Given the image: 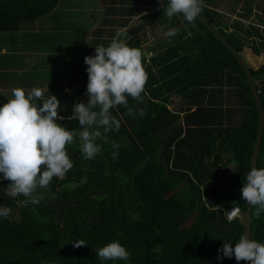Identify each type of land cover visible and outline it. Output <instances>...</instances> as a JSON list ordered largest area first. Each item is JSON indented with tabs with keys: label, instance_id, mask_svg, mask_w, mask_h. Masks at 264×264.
Segmentation results:
<instances>
[{
	"label": "trees",
	"instance_id": "16d2710c",
	"mask_svg": "<svg viewBox=\"0 0 264 264\" xmlns=\"http://www.w3.org/2000/svg\"><path fill=\"white\" fill-rule=\"evenodd\" d=\"M251 1L203 0L201 14L242 55L250 46L262 56L259 67H249L264 107V24L251 22ZM110 2L103 25L115 24V30L90 32L93 23L89 28L80 24L93 13L72 14L74 21L65 20L68 16L60 9L68 0H0V35H16L47 17L54 23L51 31L29 34L19 46L15 36L8 52L0 54V96L6 99L0 106L12 98V91L4 97L3 88L38 87L46 98L57 96L59 115L64 117L57 122L69 130L80 127L78 120L68 117L76 103L88 101L84 58L95 55L97 45L107 47L118 30L127 29L128 45L143 52L151 26L173 27L178 33L161 41V51L152 48L151 57L143 53L148 73L143 100L128 97L135 118L122 105L111 109L121 126L106 134L109 143L94 159L83 157L79 141L68 145L74 167L64 178L54 177L48 188L38 189L45 193L39 204L19 206L7 196L10 181L0 174V207L12 210L8 218L0 217V264H233L234 256L218 260L217 250L229 239L234 247L245 233L242 217L247 204L241 188L251 170L259 129L246 74L197 18L192 24L183 16L178 22L169 20L158 0ZM240 3H245L241 10ZM222 7L240 20L228 26L222 21ZM136 16L143 21L133 26ZM75 28L82 34L76 35ZM16 48L25 54H11ZM59 51L66 52L57 59L65 73L52 74L36 63ZM34 64L38 68L31 67ZM176 95L185 101L180 110L171 108ZM111 142L119 144L115 160L112 152L117 149ZM230 163L232 168H227ZM259 167H264V136ZM234 207L242 216L229 222L226 210ZM252 217L251 239L264 243V213L257 216L253 208ZM114 240L130 253L127 261H101L96 255ZM78 241L87 245L74 247Z\"/></svg>",
	"mask_w": 264,
	"mask_h": 264
},
{
	"label": "clouds",
	"instance_id": "9594fccd",
	"mask_svg": "<svg viewBox=\"0 0 264 264\" xmlns=\"http://www.w3.org/2000/svg\"><path fill=\"white\" fill-rule=\"evenodd\" d=\"M158 3L164 7L169 20L182 15L192 24L202 12L203 0H167L166 6L164 0H158ZM177 34L175 28L165 33L168 37ZM127 36V32L118 30L107 47L97 45L95 55L84 58L88 66L85 93L88 101L76 103L68 117L78 120V130H69L57 122L64 119L59 115L60 101L53 94L46 98L38 87L31 90L13 88L12 98L0 106V174L4 180L10 181L7 196L15 199L19 206L39 204L45 193L38 189L48 188L54 177L64 178L74 167L67 152L68 145L79 141L81 154L89 160L102 152L103 144L109 143L106 134L119 130L121 126L111 109L122 105L128 109L127 114L135 118L133 109L128 107V97L142 102L148 73L143 64L142 50L130 47L126 42ZM139 115L142 117L143 111ZM111 146L117 149L112 152L115 160L119 144L111 142ZM241 193L243 201L255 208V215L264 213V167L251 168ZM11 211L7 206L0 207V217L8 218ZM241 216L238 207L226 210L229 222ZM73 245L79 248L87 244L78 241ZM217 251L218 260L234 256L237 262L264 264V243L249 238L246 233L240 235L234 247L229 239ZM96 255L101 261H127L130 253L114 240L100 247Z\"/></svg>",
	"mask_w": 264,
	"mask_h": 264
},
{
	"label": "rangeland",
	"instance_id": "374dc122",
	"mask_svg": "<svg viewBox=\"0 0 264 264\" xmlns=\"http://www.w3.org/2000/svg\"><path fill=\"white\" fill-rule=\"evenodd\" d=\"M70 3L68 4V6L63 7L62 9H60L62 12L64 11L68 18L66 17L65 20H67V22L74 21V15L72 14H94L93 17L89 18L90 15H88L84 21H82V23L80 25H87V28H89V23H93V25L91 26L90 32L96 28H100L102 30H105L107 28H111L114 29L116 28L115 24H112L111 26H105L103 25V21L105 19L108 18V16H106V12H105V7L108 6L109 4H111L110 0L107 3H103L101 0H68ZM82 1L85 2V5L82 6ZM250 7H253V11L252 15L250 16L251 18V22L255 23V24H264V0H253V2L251 1L250 3ZM116 5H119L118 2ZM128 5V4H125ZM245 6V3H240L238 8L239 10L243 9L241 7ZM151 7H149L150 9ZM220 11L222 12L223 15V19L222 21L225 22L228 26H231L236 20H240L239 17L237 15H235L234 13H228L227 10L224 9V7L220 8ZM70 18V19H69ZM182 18V15H177L174 16L173 19H175L177 22L180 21V19ZM58 19H62V16L59 15ZM115 19H113L114 22ZM132 20V19H130ZM244 20V19H242ZM143 20L142 18H140L139 16L133 17V21L132 24L133 26L141 23ZM247 23L249 24V20L247 21ZM53 21L52 18L47 17L45 18V20H39L36 23L33 24H29L26 25L22 28V30L19 33H16V35L14 34H8L7 37H5V35H0V54H4V52H8V49L6 48L8 46V42L10 45V40L14 39L15 36L17 38V43L18 46L23 44V40L25 39L26 36H29V34H36L38 32H42V31H51V26L53 25ZM79 26V25H78ZM173 28V27H172ZM181 27L179 26V29ZM178 29V28H177ZM78 30V32H76L75 34L77 35V33L82 34V30L75 28L74 31ZM124 30V29H122ZM169 29L167 28V26L165 27V25H161V24H156L155 26H151L146 33V38H147V42L146 44L143 45V53L145 54V56H147L148 58L151 57L152 55V48H155L157 50V52L161 51V48H159V44L161 43V41H164L166 39H168L169 37L165 35V33L168 31ZM67 33L70 32L69 29H66ZM128 32V30H126ZM131 32V31H130ZM86 32L83 31V35H85ZM132 36V34H131ZM89 39H92L89 36ZM58 43L62 42L60 40H57ZM157 44V45H156ZM6 45V46H4ZM156 45V46H155ZM2 46V47H1ZM17 46V47H18ZM11 54L14 55H24L25 53H21L19 48H16L15 51L10 52ZM32 54V53H31ZM66 52L65 51H59V52H50L48 53V57L44 58L42 61L41 59H37L36 63L43 68L44 70H47L48 72H51L52 74H56V75H61L62 73H65L67 70L64 68L63 62H60V60L58 57L59 56H63L65 55ZM243 56L246 59V61H248V65L252 66L253 68H257L259 67L262 63H263V58L262 56H257L253 53L252 48L250 46L246 47L244 49L243 52ZM31 62H33V59L31 58ZM34 64L31 65V67H35L38 68V65ZM33 68V69H35ZM18 73H20V71H17ZM53 77V76H52ZM12 90L11 89H7V88H3L1 93L4 94V97H6ZM0 102L1 101H6V99H2V96H0ZM171 108L173 110H180V108H182L185 105V101L183 99H181L180 97L174 96V98L171 101ZM233 163L229 164L227 168H232ZM241 215V214H239ZM193 217H190V221L188 223V225H190V223L192 222Z\"/></svg>",
	"mask_w": 264,
	"mask_h": 264
},
{
	"label": "water",
	"instance_id": "95a60500",
	"mask_svg": "<svg viewBox=\"0 0 264 264\" xmlns=\"http://www.w3.org/2000/svg\"><path fill=\"white\" fill-rule=\"evenodd\" d=\"M197 19L209 30L211 34H213L214 37H216L218 40H220L233 54V56L236 58V60L239 62L241 68L243 69L244 73L246 74L248 84L250 87V90L252 92L253 98L255 100V103L257 105L258 113H259V124H258V136L257 141L253 150V156H252V167H258V157L259 152L261 149V145L263 142V136H264V107L261 101L260 93L256 87V82L254 80L253 73L245 61L242 54L228 41V39L203 15L199 14L197 16ZM252 211L253 208L251 206L246 205V211L242 218V223L245 228V233L251 238L252 235ZM242 261L235 262L233 264H240Z\"/></svg>",
	"mask_w": 264,
	"mask_h": 264
},
{
	"label": "crops",
	"instance_id": "0c3cea01",
	"mask_svg": "<svg viewBox=\"0 0 264 264\" xmlns=\"http://www.w3.org/2000/svg\"><path fill=\"white\" fill-rule=\"evenodd\" d=\"M125 30H127V29H125ZM58 46V45H57Z\"/></svg>",
	"mask_w": 264,
	"mask_h": 264
}]
</instances>
